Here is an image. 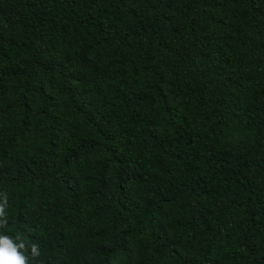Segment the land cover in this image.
Listing matches in <instances>:
<instances>
[{"label":"trees","instance_id":"obj_1","mask_svg":"<svg viewBox=\"0 0 264 264\" xmlns=\"http://www.w3.org/2000/svg\"><path fill=\"white\" fill-rule=\"evenodd\" d=\"M5 197L28 264H264V0H0Z\"/></svg>","mask_w":264,"mask_h":264},{"label":"clouds","instance_id":"obj_2","mask_svg":"<svg viewBox=\"0 0 264 264\" xmlns=\"http://www.w3.org/2000/svg\"><path fill=\"white\" fill-rule=\"evenodd\" d=\"M6 206V197L3 205H0V216H3L4 207ZM5 222H0V227H3ZM25 248L24 243H13L12 239L5 235H0V264H28V257L24 255L22 249ZM33 257L40 255L36 245L32 246Z\"/></svg>","mask_w":264,"mask_h":264}]
</instances>
